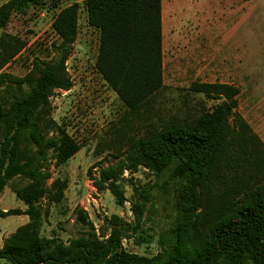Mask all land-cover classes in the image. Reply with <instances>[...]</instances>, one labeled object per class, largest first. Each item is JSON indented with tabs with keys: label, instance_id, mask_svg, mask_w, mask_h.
Segmentation results:
<instances>
[{
	"label": "trees",
	"instance_id": "16d2710c",
	"mask_svg": "<svg viewBox=\"0 0 264 264\" xmlns=\"http://www.w3.org/2000/svg\"><path fill=\"white\" fill-rule=\"evenodd\" d=\"M44 0H7L0 6V29L13 14H25ZM87 24L98 31L95 68L102 80L130 113L149 105L163 89L161 0H84ZM78 4L61 9L51 28L58 38L49 61L32 60L22 77L0 73V87H15L8 104L0 103V194L12 179L27 184L16 192L24 211H0V217L21 216L29 222L5 241L0 260L8 264H264V145L237 115L239 91L226 84H194L191 91L222 101L192 120L152 128L127 146L129 168L142 167L155 182L132 186L128 201L132 222L118 216L104 218L97 231L86 213L75 209L84 231L63 243L41 237V206L59 204L66 181L43 171L48 153L54 166L66 164L79 144L56 129L50 116V97L72 87L66 63L78 34ZM18 48L0 39V70ZM113 166L100 171L98 191H109L115 203L127 202ZM174 184L181 218L160 249L151 257L128 252L123 240L150 244L142 219L154 191Z\"/></svg>",
	"mask_w": 264,
	"mask_h": 264
},
{
	"label": "rangeland",
	"instance_id": "374dc122",
	"mask_svg": "<svg viewBox=\"0 0 264 264\" xmlns=\"http://www.w3.org/2000/svg\"><path fill=\"white\" fill-rule=\"evenodd\" d=\"M6 1L0 0V6ZM72 4L79 6L78 34L66 63L72 87L55 91L50 97L49 118L55 128L47 137H53L57 128L64 130L80 150L60 167L54 166L49 151L43 169L50 174L47 186L59 179L66 181L67 188L59 204L49 206L42 200L39 229L41 237L57 238L63 243L84 231L76 221V208L86 213L97 231L103 219L111 216L132 222L128 203L132 186L149 187L155 177L142 167L129 168L127 146L152 128L158 130L169 122L192 120L222 101L191 91L194 84L237 88V106L229 123L232 125L238 115L264 145V29L257 27L264 24V0H252L249 18L245 12L226 15L225 32L217 22L225 0H161L163 89L143 110L134 113L125 108L96 71L99 33L87 24L84 0H44L23 15L13 14L7 26L0 29V39L11 41L18 51L0 73L22 78L31 69L33 59L49 61L52 44L58 42L52 21L61 9ZM246 26L252 28L248 30ZM233 43L243 46L245 64L241 69L231 61ZM15 95H20L15 87H0L1 104H8ZM110 166L121 171L118 184L127 200L122 207L109 191L100 192L95 187L100 171ZM26 184L22 178L8 182L0 194V211L26 209L16 196ZM153 194L142 219L143 231L151 236V243L139 245L133 238L123 240L128 252L146 257L158 253L159 240L168 238L181 218L174 184ZM28 222L25 215L0 217V248ZM0 264L8 263L0 260Z\"/></svg>",
	"mask_w": 264,
	"mask_h": 264
},
{
	"label": "crops",
	"instance_id": "0c3cea01",
	"mask_svg": "<svg viewBox=\"0 0 264 264\" xmlns=\"http://www.w3.org/2000/svg\"><path fill=\"white\" fill-rule=\"evenodd\" d=\"M222 3L224 0H221ZM226 1V6L221 8V17H217V22L219 25V28L225 32L226 30V20L224 19V17L226 15H232L234 16L241 14V12H245L244 14H246V17H250V14L252 13V0H225ZM240 24H238L236 27L239 28ZM248 28V30H250L252 27L250 26H246ZM257 27H263L264 29V24H260ZM225 33L223 34L222 37H224ZM223 39V38H221ZM222 45L223 41H222ZM230 51H231V61L232 63L236 64V67L238 69H241V67L243 68V64H245L244 61V54H243V46H241L240 44H232V46L230 47ZM248 62V61H247ZM253 71V70H252ZM257 72V71H255Z\"/></svg>",
	"mask_w": 264,
	"mask_h": 264
}]
</instances>
